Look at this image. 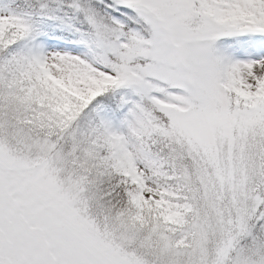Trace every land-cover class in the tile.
<instances>
[{"label": "snow or ice", "instance_id": "obj_1", "mask_svg": "<svg viewBox=\"0 0 264 264\" xmlns=\"http://www.w3.org/2000/svg\"><path fill=\"white\" fill-rule=\"evenodd\" d=\"M0 264H264V0H0Z\"/></svg>", "mask_w": 264, "mask_h": 264}]
</instances>
